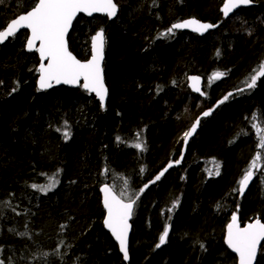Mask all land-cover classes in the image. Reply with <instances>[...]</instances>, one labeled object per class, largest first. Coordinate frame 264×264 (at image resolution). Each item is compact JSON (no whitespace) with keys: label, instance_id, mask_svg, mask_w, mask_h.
<instances>
[{"label":"trees","instance_id":"16d2710c","mask_svg":"<svg viewBox=\"0 0 264 264\" xmlns=\"http://www.w3.org/2000/svg\"><path fill=\"white\" fill-rule=\"evenodd\" d=\"M37 1L0 0V30ZM224 1L115 0L113 21L77 17L67 42L79 60L90 56L91 36L105 34V108L80 87L39 91V60L24 49L26 31L0 45L3 264H236L223 245L226 223L233 214L242 223L264 221V78L238 91L264 65V0L227 19ZM191 17L219 26L205 36L161 35ZM217 72L224 75L213 80ZM188 75L203 77L204 98L189 91ZM257 155L254 181L239 199L238 182ZM175 160L181 163L152 184ZM216 165L220 175L209 176ZM52 177L58 183L47 194L31 187ZM104 184L136 199L127 262L103 228ZM166 225L167 241L156 248ZM257 264H264V245Z\"/></svg>","mask_w":264,"mask_h":264},{"label":"snow or ice","instance_id":"6c2138e0","mask_svg":"<svg viewBox=\"0 0 264 264\" xmlns=\"http://www.w3.org/2000/svg\"><path fill=\"white\" fill-rule=\"evenodd\" d=\"M251 3L252 0H225L221 11L223 16L227 18L239 6H248ZM78 13H85L88 16H92L94 13H102L109 19H112L118 15V5L114 0H39L26 14H20L17 18H13L5 26L4 30H0V42L14 37L21 29L30 30L26 47L29 51L35 50L39 53L41 61L38 69L39 89L47 90L51 89L54 85L60 84L80 85L85 91L94 93L103 107L107 95L102 67V62L105 57V35L103 30H101L97 31L91 37L90 59L86 62H81L77 59L69 50L66 36ZM214 27L216 25L212 23L201 22L198 19H188L181 23L173 24L166 32L161 33V35H174V30L178 29H190L194 33L204 34ZM37 42L39 43L38 47H36ZM223 75V72H217L212 79L220 80ZM260 78H264V65H261L260 70L251 76L247 88L239 89L238 91L243 93L246 90L255 89ZM189 80L191 81L190 86L193 91L200 93V78L198 76H192L189 77ZM233 95L231 92L228 93L218 104H224ZM211 112L212 110L204 111L202 116L208 117L211 115ZM200 123L201 119L198 118L191 125L190 130L184 132L183 139L185 144L196 133ZM63 135L65 140L70 137L68 130H65ZM259 146L264 149V132L260 134ZM134 147L140 151L144 150L142 142H137ZM181 156H183V153H181ZM259 159L260 157L257 155L249 169L239 180L238 192L241 195L244 194L253 177L256 175L254 169L258 168L257 162ZM180 163L181 160L169 162L167 167L160 171L151 183L154 184L160 181L170 168ZM208 175L219 176V165H216L215 169H210ZM57 183V179L52 177L43 187L38 188L36 184H32L31 187L34 190L47 194L56 188ZM149 187L150 184H145L140 189V194L144 193ZM101 192L103 193V206L107 210L103 224L118 242L123 258L127 261L129 259V220L133 215L136 199L128 197L126 192L123 191L118 195L113 188L107 185L101 188ZM138 198L139 196H137ZM177 204L178 201L173 203L171 208L168 209V212H172ZM168 235L169 229L165 227L163 233L159 236V242L156 244V248H160L166 243ZM261 241H264V222L256 219L254 222H250L246 226L241 227L237 223L236 214L232 215L231 223L227 225L225 242L228 248L237 255L238 264H255ZM203 247L201 245V248ZM0 264H3L2 260H0Z\"/></svg>","mask_w":264,"mask_h":264},{"label":"water","instance_id":"95a60500","mask_svg":"<svg viewBox=\"0 0 264 264\" xmlns=\"http://www.w3.org/2000/svg\"><path fill=\"white\" fill-rule=\"evenodd\" d=\"M39 2V0L37 1V3ZM114 2H115V0H114ZM225 2V1H224ZM36 3V4H37ZM35 4V5H36ZM253 5H255L253 2L250 4V5H248V6H239L237 9H235L234 11H233V13H230L229 14V17H231L234 13H236L240 8H243V7H252ZM223 7V6H222ZM31 10V9H30ZM29 11V10H28ZM27 12H25V13H21V14H26ZM118 13H119V7H118ZM221 13H222V11H221ZM20 15V14H19ZM19 15H17L16 17H14V18H17ZM79 16H83V17H86V18H91V17H93V16H104V17H106L107 18V20L108 21H113L115 18H112V19H109L105 14H102V13H94L92 16H88L87 14H85V13H78L77 14V17H79ZM76 17V18H77ZM222 17L223 18H225L224 16H223V13H222ZM229 17H227V18H229ZM75 18V19H76ZM227 18H225V19H227ZM75 19H74V21H75ZM188 19H196V18H186V19H183V20H180V21H176V22H174V23H172L171 25H170V27L173 25V24H175V23H181V22H183V21H185V20H188ZM12 20V19H11ZM11 20L8 22V23H10L11 22ZM199 20V19H198ZM74 21H73V23H74ZM199 21H201V20H199ZM201 22H205V21H201ZM7 23V24H8ZM205 23H210V22H205ZM6 24V25H7ZM5 25V26H6ZM73 25V24H72ZM214 25H216V27H214V28H212V29H210L208 32H210V31H214V30H216L217 28H218V26H219V23H215ZM5 29V27L2 29V30H4ZM71 29H72V26L70 27V29H69V33H70V31H71ZM21 31H26L27 32V38L30 36V30H28V29H21V30H19L18 31V33H20ZM98 31H101V30H98ZM175 32H181V33H191V34H195V35H197V36H204V35H206L208 32H206V33H204V34H198V33H194V32H192L190 29H178V30H174ZM104 32V31H103ZM17 33V34H18ZM69 33H68V35H69ZM96 33V32H95ZM94 33V34H95ZM16 34V35H17ZM93 34V35H94ZM68 35L66 36V41H67V38H68ZM92 35V36H93ZM105 35V34H104ZM91 36V37H92ZM12 38V37H11ZM27 38H26V40H25V45H24V49H25V51L26 52H34V53H36V55H37V58H38V60H39V64H38V66H37V78H36V88L39 90V91H50V90H53V89H55V88H58V87H65V88H69V89H76V88H78V87H80L83 91H85L83 88H82V86H80V85H65V84H60V85H54L51 89H47V90H40L39 89V87H38V79H39V72H38V69H39V65H40V57H39V53L38 52H36L35 50H32V51H29L28 49H27V47H26V42H27ZM8 39H10V38H8ZM7 39V40H8ZM6 40V41H7ZM6 41H4V42H0V45H2V44H4ZM67 44H68V42H67ZM39 46V43L37 42V45H36V47H38ZM73 54V53H72ZM74 55V54H73ZM75 56V55H74ZM77 58V57H76ZM91 58V38H90V56L88 57V59H90ZM78 59V58H77ZM87 59V60H88ZM87 60H80L81 62H86ZM104 60H105V57H104ZM104 60H103V62H102V67H103V79H104V83H105V77H104ZM45 63H46V61H45ZM192 76H198L199 78H200V88H201V92L200 93H198V92H195V91H193V89L191 88V86H190V84H191V81L189 80V77H192ZM81 85H82V81H81ZM186 85H187V88L189 89V91L193 94V95H195V96H198V97H201V98H204L205 97V92H204V79H203V77L202 76H200V75H188L187 77H186ZM105 87H106V89H107V95H106V98H105V102H104V106L102 107L101 106V103H100V101H99V99L95 96V94L94 93H91L92 95H93V97H94V99L99 103V105H100V107L101 108H105L106 107V104H107V100H108V93H109V90H108V87H107V85H106V83H105ZM86 93H89V92H87V91H85ZM201 93H203V94H201ZM243 177V176H242ZM254 178H255V176L253 177V180L250 182V184H249V186L247 187V189L245 190V192H244V194L243 195H241L239 192H238V188H237V192H238V198L240 199V198H242V197H244L245 196V194L247 193V191L249 190V188L251 187V184L253 183V181H254ZM105 185H107V186H109L108 184H104V185H102L101 187H100V196H101V203H102V207H103V209H104V218H103V221H104V219H105V217H106V215H107V210L104 208V206H103V193L101 192V188L103 187V186H105ZM110 187V186H109ZM238 187H239V184H238ZM236 216H237V223L241 226V227H244V226H246L248 223H250V222H254L257 218H255V219H252V220H250V221H247V222H245V223H242L241 221H240V217H239V215L238 214H236ZM132 217H133V215H132ZM132 217L130 218V220H129V235H128V250H129V242H130V237H131V234H132V224H131V221H132ZM261 222H264V221H262L261 220ZM229 223H231V217H230V219L228 220V222L226 223V225H225V228H224V236H223V244H224V247L227 249V251L229 252V253H231L235 258H236V264H238V257H237V255L234 253V252H232L231 251V249H229L228 248V246H227V244H226V242H225V240H226V234H227V225L229 224ZM103 226H104V224H103ZM166 227H168V229H170V226L169 225H166ZM104 228H105V230L107 231V233L110 235V237L112 238V240H113V242L115 243V245H116V247H117V250H118V252L123 256V254L121 253V251H120V248H119V244H118V242L115 240V238L112 236V234H111V232L104 226ZM168 238V237H167ZM166 241H167V239H166ZM158 242H159V239H158ZM262 245H264V241H261V244L259 245V252H260V248H261V246ZM163 246V245H162ZM161 246V247H162ZM258 256H259V253H258V255H257V258H256V261H255V264L257 263V260H258Z\"/></svg>","mask_w":264,"mask_h":264},{"label":"bare ground","instance_id":"6f19581e","mask_svg":"<svg viewBox=\"0 0 264 264\" xmlns=\"http://www.w3.org/2000/svg\"><path fill=\"white\" fill-rule=\"evenodd\" d=\"M34 6H35V5H34ZM34 6H33V7H34ZM33 7H32V8H33ZM221 9H222V7H221ZM24 13H25V12H24ZM117 16H118V15H117ZM191 18H193V17H191ZM185 19H186V18H185ZM201 21H202V20H201ZM204 36H205V35H204ZM104 62H105V60H104ZM68 89H69V88H68ZM76 89H77V88H76ZM87 94H88L89 96H91L92 98H94L93 95H92L91 93H87ZM102 224H103V222H102ZM103 228H104V226H103ZM104 230H105V228H104ZM105 231H106V230H105ZM106 232H107V231H106ZM111 239H112V238H111ZM223 245H224V244H223ZM260 249H261V248H260ZM226 250H227V249H226ZM119 254H120V253H119ZM230 254H231V253H230ZM120 255H121V254H120ZM231 255H232V254H231ZM121 256H122V255H121ZM122 258H123V256H122ZM123 259H124V258H123ZM235 259H236V258H235ZM128 260H129V259H128ZM128 260H127V261H128ZM124 261H125V260H124ZM127 261H126V262H127ZM256 264H257V263H256Z\"/></svg>","mask_w":264,"mask_h":264},{"label":"rangeland","instance_id":"374dc122","mask_svg":"<svg viewBox=\"0 0 264 264\" xmlns=\"http://www.w3.org/2000/svg\"><path fill=\"white\" fill-rule=\"evenodd\" d=\"M128 11V10H127ZM128 14V13H127ZM187 86V85H186ZM205 92V91H204Z\"/></svg>","mask_w":264,"mask_h":264}]
</instances>
